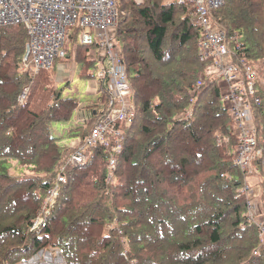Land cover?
I'll use <instances>...</instances> for the list:
<instances>
[{
  "label": "trees",
  "instance_id": "obj_1",
  "mask_svg": "<svg viewBox=\"0 0 264 264\" xmlns=\"http://www.w3.org/2000/svg\"><path fill=\"white\" fill-rule=\"evenodd\" d=\"M187 12L174 0H119L110 36L134 115L115 125L123 139L112 172V153L101 146L84 152L85 163L68 164L75 150L52 130L88 108L59 88L54 64H70L90 80L107 66L97 58L102 50L80 44L76 26L64 56L35 70L22 62L25 28H0V264L24 262L48 247L66 264H264V243L240 192L246 176L232 163L236 142L217 81L197 88L206 65L198 58L200 29ZM211 16L227 36L239 35L242 48L233 59L243 58L258 75L260 103L252 114L261 156L252 176L260 178L264 220V0H225ZM94 96L92 118L67 132L71 140H84L105 107L102 87ZM188 110L191 117L182 119ZM62 168L66 185L34 231Z\"/></svg>",
  "mask_w": 264,
  "mask_h": 264
},
{
  "label": "built area",
  "instance_id": "obj_2",
  "mask_svg": "<svg viewBox=\"0 0 264 264\" xmlns=\"http://www.w3.org/2000/svg\"><path fill=\"white\" fill-rule=\"evenodd\" d=\"M140 3L141 0H124ZM188 9L187 16L200 29L198 58L206 65L200 81L207 79L218 82L221 106L232 122L230 136L236 144L231 154L232 163L241 171L254 174L252 163L259 160L256 128L253 122L252 105H259L257 96V73L243 58L234 61V53L242 45L239 35L227 36L225 31L213 23L212 11L224 5L225 0H174ZM119 0H0V28L22 25L28 37L23 64L35 70L48 69L57 58L64 56V45L70 31L79 27V42L84 46L97 45L104 54L107 66L97 72L94 94L99 87L107 96L105 107L97 119L91 133L73 148L74 154L68 164H83L87 157L84 152L92 147L110 149L108 171L116 166L114 154L121 150L123 132L116 129L117 123L132 121L134 104L125 66L118 52L110 30L117 25ZM191 117L188 110L182 119ZM228 141V139H226ZM264 178V159L260 161ZM110 179V176H108ZM66 177L63 168L56 185L48 192L49 206L43 218L35 221L32 230H38L50 215L53 202L58 197ZM248 199L247 215L254 220L264 243V220L257 211L256 189L247 185L240 190ZM52 198V199H51ZM40 250L37 254H41ZM57 254L60 253L58 250ZM256 254V253H254Z\"/></svg>",
  "mask_w": 264,
  "mask_h": 264
},
{
  "label": "rangeland",
  "instance_id": "obj_3",
  "mask_svg": "<svg viewBox=\"0 0 264 264\" xmlns=\"http://www.w3.org/2000/svg\"><path fill=\"white\" fill-rule=\"evenodd\" d=\"M136 48L143 49L144 45L140 43L136 46ZM97 58L101 59V55L97 56ZM147 61L150 63V56L147 58ZM106 65V62H104ZM54 73L53 77L56 84L59 88H64V94H68L73 98H76L81 105L87 101L88 108L79 107L73 114L72 118L69 120L68 123H55L52 126L54 136H61L60 140L64 145H68L71 148H75L78 144V139L75 138L71 140L69 136H67V132L76 126V124L88 122L89 119L92 118V114L95 112L94 109L89 108L95 102V96L89 95L93 93V89H95V82H96V75L97 72L94 74L95 77L90 80L80 79L77 75V69L74 73V69L70 64H66L63 61H58L54 64ZM23 96V95H21ZM25 96L22 97V100ZM245 177V183L243 186H251L255 188L258 192L256 199L254 200L257 204V211L252 213H259L262 210V202L260 198V189L258 185H260V178L257 176H252L247 172H243ZM175 191L173 195L175 196ZM170 196V195H169ZM42 253L37 255L33 254L29 259L24 262H20L17 264H66L62 255L60 253H56L57 249L54 248H46L41 250Z\"/></svg>",
  "mask_w": 264,
  "mask_h": 264
}]
</instances>
